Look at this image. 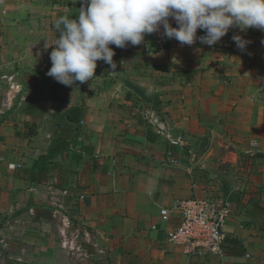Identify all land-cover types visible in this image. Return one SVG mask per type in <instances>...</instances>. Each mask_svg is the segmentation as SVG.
<instances>
[{"label": "crops", "instance_id": "1", "mask_svg": "<svg viewBox=\"0 0 264 264\" xmlns=\"http://www.w3.org/2000/svg\"><path fill=\"white\" fill-rule=\"evenodd\" d=\"M80 7L0 0L4 264H264V31L110 45L116 69L97 61L96 78L69 87L47 75L45 46ZM207 195L232 202L223 254L189 256L166 241L177 216H160Z\"/></svg>", "mask_w": 264, "mask_h": 264}, {"label": "clouds", "instance_id": "2", "mask_svg": "<svg viewBox=\"0 0 264 264\" xmlns=\"http://www.w3.org/2000/svg\"><path fill=\"white\" fill-rule=\"evenodd\" d=\"M54 27L59 36L45 46H53L47 75L71 87L96 78L97 61L116 69L110 45H140L161 27L165 37L188 46L197 40L213 46L233 27L264 31V0H81L78 14L57 17ZM198 29L205 34L198 37ZM231 39L240 50L250 43Z\"/></svg>", "mask_w": 264, "mask_h": 264}, {"label": "built area", "instance_id": "3", "mask_svg": "<svg viewBox=\"0 0 264 264\" xmlns=\"http://www.w3.org/2000/svg\"><path fill=\"white\" fill-rule=\"evenodd\" d=\"M170 20V18H169ZM174 27L175 22L170 20ZM154 42L158 46L165 45L169 40L163 35V28L153 33ZM147 122L155 127L157 133H163V127L157 116L147 112ZM177 144V141H170ZM11 168L16 164H9ZM231 200L228 195H207L176 200L172 208L164 209L160 219L168 222L172 213L177 224L167 228L166 241L182 247L189 256L208 257L223 254L225 238L224 226L231 212ZM155 228V226H152Z\"/></svg>", "mask_w": 264, "mask_h": 264}, {"label": "rangeland", "instance_id": "4", "mask_svg": "<svg viewBox=\"0 0 264 264\" xmlns=\"http://www.w3.org/2000/svg\"><path fill=\"white\" fill-rule=\"evenodd\" d=\"M54 227H55V225H54ZM68 228L69 229L72 228V224L71 223L68 225ZM4 253H5L4 249L2 247H0V264H4V262H5V258L6 257L3 255Z\"/></svg>", "mask_w": 264, "mask_h": 264}, {"label": "trees", "instance_id": "5", "mask_svg": "<svg viewBox=\"0 0 264 264\" xmlns=\"http://www.w3.org/2000/svg\"><path fill=\"white\" fill-rule=\"evenodd\" d=\"M29 134H32V132H30Z\"/></svg>", "mask_w": 264, "mask_h": 264}]
</instances>
